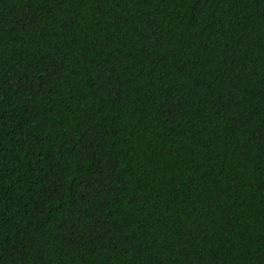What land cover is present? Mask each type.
Listing matches in <instances>:
<instances>
[{
    "label": "trees",
    "instance_id": "trees-1",
    "mask_svg": "<svg viewBox=\"0 0 264 264\" xmlns=\"http://www.w3.org/2000/svg\"><path fill=\"white\" fill-rule=\"evenodd\" d=\"M0 264H264V0H0Z\"/></svg>",
    "mask_w": 264,
    "mask_h": 264
}]
</instances>
